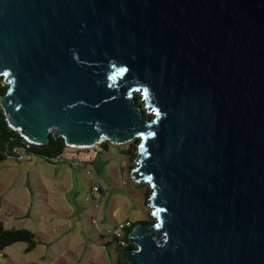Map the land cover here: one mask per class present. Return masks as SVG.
Instances as JSON below:
<instances>
[{"label":"water","instance_id":"obj_1","mask_svg":"<svg viewBox=\"0 0 264 264\" xmlns=\"http://www.w3.org/2000/svg\"><path fill=\"white\" fill-rule=\"evenodd\" d=\"M0 78L36 146L140 139L126 264H264V0H0Z\"/></svg>","mask_w":264,"mask_h":264},{"label":"rangeland","instance_id":"obj_2","mask_svg":"<svg viewBox=\"0 0 264 264\" xmlns=\"http://www.w3.org/2000/svg\"><path fill=\"white\" fill-rule=\"evenodd\" d=\"M0 85L5 86L2 78ZM135 97L143 115L152 118L140 94ZM139 142V138L124 145L103 141L71 151L86 163L85 169L40 158L0 161V222L5 229L29 230L37 242L30 252L22 242L6 247L0 264H117L114 240L108 235L126 221H153L147 208L149 186H136L129 177ZM130 146L136 148L132 160L123 154ZM94 186L101 192L86 201Z\"/></svg>","mask_w":264,"mask_h":264},{"label":"trees","instance_id":"obj_3","mask_svg":"<svg viewBox=\"0 0 264 264\" xmlns=\"http://www.w3.org/2000/svg\"><path fill=\"white\" fill-rule=\"evenodd\" d=\"M7 90L6 86L0 85V97L5 94ZM136 98V97H135ZM137 99V98H136ZM24 142L25 140L21 138V136L11 130L4 118V115L0 109V161L5 160H13L15 162H22L19 161L17 158V155L15 152L20 151L24 148ZM65 147L64 142L61 138H54L53 136H50V141L46 145L41 146H32L30 150H27L28 153H30L34 158H40L43 161L47 158H51L54 156H57L62 149ZM107 145H102L101 149L103 151L107 150ZM136 148L134 146H130L128 150L123 152V154L127 157V159H134L135 157ZM47 162V161H45ZM148 197L147 190L145 192V199ZM153 221L148 222H138V223H131L130 227L125 231V234H128L129 231L136 225V224H149ZM103 236V235H102ZM101 236V237H102ZM112 237V235H108ZM113 239V238H112ZM25 243L27 245L25 252L32 251L37 242L35 241V236L32 232L26 229H5L0 222V253L8 246L15 244V243ZM124 249H134L133 245H129ZM118 264H126L121 259L117 260Z\"/></svg>","mask_w":264,"mask_h":264},{"label":"built area","instance_id":"obj_4","mask_svg":"<svg viewBox=\"0 0 264 264\" xmlns=\"http://www.w3.org/2000/svg\"><path fill=\"white\" fill-rule=\"evenodd\" d=\"M32 146H35L34 144L25 141L24 142V148L21 149L20 151L15 152V154L17 155V158L19 161H22L24 159H28L31 160L32 158H34L30 153L27 152V150H30V148ZM75 149H69V148H63L62 151L54 157L51 158H47L45 159V161H47L48 163H52V164H57L60 161H69V164L72 166H79L81 165L82 168H86L85 165L86 163H83L81 161V159L79 158V156L77 155V153L71 152L74 151ZM67 154H71L73 155L69 160L68 159H64L65 156H67ZM86 174L91 177V172L90 171H86ZM101 192L100 188L98 186H94L90 192L89 195H87L86 197V201L91 200H95L98 196V194ZM130 227V222L126 221L124 223H120L117 226L118 231L115 232V234H111L112 238L114 240V251L116 252V256H117V260L121 259V252H122V248H125L130 244L129 242V233L125 234V231ZM104 236V235H103ZM122 260V259H121ZM123 261V260H122ZM118 264V263H117Z\"/></svg>","mask_w":264,"mask_h":264}]
</instances>
